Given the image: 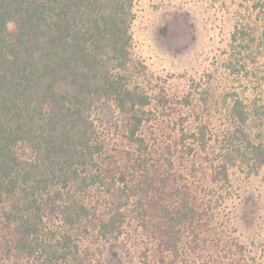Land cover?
Instances as JSON below:
<instances>
[{"label":"trees","instance_id":"trees-1","mask_svg":"<svg viewBox=\"0 0 264 264\" xmlns=\"http://www.w3.org/2000/svg\"><path fill=\"white\" fill-rule=\"evenodd\" d=\"M253 7L227 70L264 85L249 67L264 50V0ZM137 18L135 0H0V264H264V247L224 239L221 192L183 170L203 154L210 184L229 186L234 166L264 169V131L251 129L263 90L229 94L220 154L203 117L165 144L146 130L156 112L204 116L209 96L178 105L134 78Z\"/></svg>","mask_w":264,"mask_h":264},{"label":"rangeland","instance_id":"rangeland-1","mask_svg":"<svg viewBox=\"0 0 264 264\" xmlns=\"http://www.w3.org/2000/svg\"><path fill=\"white\" fill-rule=\"evenodd\" d=\"M135 1L138 18L134 25V59L140 63H136L134 78H140L139 82H143L152 97L166 94L178 104L194 92L193 98L199 103L200 94L206 93L210 106L204 116L201 109L199 117L180 104L178 112L170 118L158 111L156 121L146 130L157 132L154 134L167 144L170 136L177 138L180 126H195L203 117L213 129L210 152L220 154L230 124L226 109L229 94L245 92L247 88L264 92V85L231 77L227 70L232 52L231 34L237 26L242 28L256 20L253 6L259 0ZM240 49L243 53L239 55L237 51V57L241 61L247 59L246 52ZM256 49L255 46L249 67L260 77L264 75V50ZM251 129L259 138L264 131V113L257 115ZM208 167L205 155L199 154L184 169L177 165L176 170L183 169L195 187L203 186L216 196L221 192L224 198L216 210V220L226 241L247 244L251 250L260 252L264 247V169L250 175L234 166L230 185L217 186L210 184ZM50 217L54 219L56 215ZM137 229L136 224L130 228L132 232ZM114 257L109 256V260L113 262L119 255Z\"/></svg>","mask_w":264,"mask_h":264}]
</instances>
